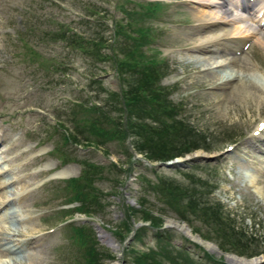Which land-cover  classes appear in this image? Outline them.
<instances>
[{
    "label": "rangeland",
    "instance_id": "obj_1",
    "mask_svg": "<svg viewBox=\"0 0 264 264\" xmlns=\"http://www.w3.org/2000/svg\"><path fill=\"white\" fill-rule=\"evenodd\" d=\"M149 1L157 0H0V264H84L85 250L73 239V229L66 226L69 222L91 230L98 246L112 253L114 257L105 258L104 264H126L130 255L124 257L123 245L129 237L122 243L113 231L125 220L128 205L149 208L166 221L185 222L173 204L169 206L150 193L149 181L155 183L158 176L191 186L197 177L210 180V187L203 188L206 198L210 203L220 201L247 236L258 234L261 246L256 250L262 253L248 258L224 252L214 239L206 237L209 233L215 236L206 223L188 211L191 226L202 229L196 234L208 242L202 246L227 264H243L232 262L242 261L229 257L233 254L264 262V132L254 134L264 121L262 33L236 53L211 46L202 52L191 43L198 30L196 15L202 12L207 16L217 11L216 7H202L189 0H158L164 10L152 19L159 35L151 47L160 52L158 58L167 68L160 85L181 105L183 122L206 138L205 148L178 156L184 160L182 165L153 168L142 162L144 156L135 154L130 138L124 144L132 158L117 139L107 140L100 149L63 141L65 128L71 130L75 118L96 117L98 112L86 111L85 106L107 101L100 85L119 92L121 83L115 58L95 60L58 36L63 30L73 34L83 29L103 37L107 46L114 38V22L124 16L122 7L139 9ZM228 7L231 14L248 17L247 12L232 8L230 0ZM103 51L113 52L109 47ZM234 56L233 62L230 58ZM99 77L102 82H94ZM132 159L137 163L126 171ZM83 162L101 168L92 176L95 197L94 202L89 200L97 212L65 217L62 210L79 203H68L71 192L63 180L78 175ZM69 165L74 167L73 175H56ZM140 214L132 215L134 223L144 222ZM186 226L195 234L189 224ZM169 229L173 232L171 244L182 242L180 234L188 236ZM142 236L136 241L131 238L126 245L144 250L157 246L150 231Z\"/></svg>",
    "mask_w": 264,
    "mask_h": 264
},
{
    "label": "trees",
    "instance_id": "obj_2",
    "mask_svg": "<svg viewBox=\"0 0 264 264\" xmlns=\"http://www.w3.org/2000/svg\"><path fill=\"white\" fill-rule=\"evenodd\" d=\"M163 10V2L159 1H149L140 5L139 9L122 7L124 16L114 22V38L107 46L103 37L88 34L87 30L82 29L78 33L74 31L73 34H68L64 30L61 32L59 39L66 41L68 45L90 58L98 61L115 58L114 63L118 68L117 75L121 83H119V92L107 90L100 85L101 90L107 94L105 97L107 101L98 106L96 104L85 106L86 111H97L96 117L75 118L72 129L65 128L63 141L100 149L107 140L117 139L124 144L126 139L130 138L134 150L153 163L175 159L198 148H205L206 138L186 121L183 122V118L179 116L181 105L171 100L169 97L171 92L167 87L160 85L167 68L163 59L158 58L157 54L160 52H154L155 47H151L159 35L152 26V19L162 14ZM89 11V8H86V13ZM84 20L86 19L81 18L82 22ZM107 47L115 52L105 53L103 50ZM100 78L93 80L96 83L102 82ZM107 106H110L109 110ZM111 113L117 115L113 116ZM124 146L126 152L130 153L128 156L132 158V152L128 151L126 144ZM53 151L54 149L51 153ZM129 163L126 171L137 162L132 159ZM82 165L78 177L63 180L71 192L67 199L68 203H79L71 209L62 210L65 211L63 213L65 217L68 214L73 215L74 212L91 216L97 212L89 205L94 202L92 198L95 197L91 192L94 188L92 176L99 169L101 171V168L89 162H83ZM141 178L144 179L143 176ZM149 182L152 183L148 185L150 193L160 198L159 201L169 203V206L173 204L174 211L179 213L178 216L187 224L193 225L192 219L187 217L188 213L201 218L209 231L215 235L209 233L206 237H209L210 241L214 239L224 252L237 253L248 258L262 253L256 250L261 246V238L259 239L258 234L250 233V236H247L244 228L235 225L236 221L223 209L220 201L210 203L211 201L206 198L203 188L210 187L212 184L210 180L197 177V181L193 182L194 186H191L190 183L185 185L174 178L158 176L155 183ZM185 199L186 202L182 203ZM138 211L141 212L140 218L146 224L136 227L132 239L136 241L143 238V232L148 230L152 236H155L157 246L145 250L138 247L136 249L132 244L124 246V257L130 255L126 264H204L202 259L208 260L211 264H227L223 258H216L201 244L188 240L183 234H180L182 242L179 245L171 244L169 238L173 232L169 228L162 227L164 218L153 213L149 208H134L129 205L126 207L125 220L122 219V224L113 231L120 242L123 243L130 235L134 228L131 217L132 215L136 217ZM66 226L73 229V239L75 238L85 250L84 264H104L105 258L114 257L107 249L98 246V239L93 236L91 230L88 231L84 226L74 227V222H69ZM191 227L193 232L200 234L201 228ZM201 236L203 237L204 234ZM185 242L188 244L186 245ZM198 250L203 254L199 255Z\"/></svg>",
    "mask_w": 264,
    "mask_h": 264
},
{
    "label": "bare ground",
    "instance_id": "obj_3",
    "mask_svg": "<svg viewBox=\"0 0 264 264\" xmlns=\"http://www.w3.org/2000/svg\"><path fill=\"white\" fill-rule=\"evenodd\" d=\"M189 2L193 4H197L202 7L214 6L216 7V10H217L215 12L209 13L207 16H204L202 12H198V14L196 15V21H197L196 26L198 30H196V32L192 34V38H191V41H192L191 43H193L192 47L196 48V50L202 51V50H205V48L207 49L208 46H211V47H214L216 50H219V49L223 50L224 48L232 49V51L236 53L238 52V50H240V46L242 45L244 46V44L249 42V40L252 39V37L255 38V35L262 33L260 32L261 28L258 27V25L256 26L254 22L260 23L261 20H264L263 19L264 18V0H252V1L251 0H231V2L235 5L236 8H239L241 10L242 8L243 9L249 8L250 10L248 11L250 12L251 11L253 12L254 10L256 14L253 15V17L252 15H250V17H244L243 15L241 16L239 14L231 15V9L228 7V4H229L228 0H217V1L216 0H189ZM250 5H253V6L251 7ZM257 17H262V19L258 20ZM236 22H239L240 25H237ZM229 23H231L232 29L231 28L229 29L227 27ZM263 45H264V42H263ZM230 59H232L233 62L236 61L235 56L231 57ZM246 83H251V82H246ZM255 88L260 90L258 86H255ZM238 93L240 92L237 91V94ZM259 99H260V96H259ZM263 132H264V129L259 134L261 135ZM72 167L73 165H69V167L68 166L63 167L59 170V173H56V175L70 177L71 175H73V172H74L72 170ZM75 167L77 166L75 165ZM3 203H5V201H3ZM184 230L188 234L190 233V230L188 231V229L186 228ZM207 246L210 248V244H207ZM232 262L241 263L242 261L235 262L234 260Z\"/></svg>",
    "mask_w": 264,
    "mask_h": 264
},
{
    "label": "water",
    "instance_id": "obj_4",
    "mask_svg": "<svg viewBox=\"0 0 264 264\" xmlns=\"http://www.w3.org/2000/svg\"><path fill=\"white\" fill-rule=\"evenodd\" d=\"M184 160H181V159H179V158H176L175 159V161L174 160H170V161H162V162H159V163H156V167L157 168H160V167H171V166H173V165H182ZM147 162V161H146ZM142 224V222H135V224H133V226H135V228L136 227H138L139 225H141ZM163 227H165V228H170V227H172V228H175L177 231H180V232H183V233H185V234H187L188 235V238H190L191 240H193V241H195V242H197V243H199V244H203V243H208V242H206V241H204V240H202L201 238H199V236H198V234H191V233H187L184 229L186 228V229H188V227H186V223H184V222H182L181 224H177V222H174L173 220H171V219H167V221L165 220L164 221V223H163ZM188 231H189V229H188ZM133 232H134V230H133ZM132 237L130 236L128 239H127V241L125 242V244L127 243V242H130V239H131ZM203 242V243H202ZM203 245H205L206 246V244H203ZM235 256V257H234ZM229 257L230 258H232L233 259V257L234 258H239V259H241L242 260V263L243 264H264V262H263V260H261V261H258L259 259H244V258H242V257H239V256H236V255H229Z\"/></svg>",
    "mask_w": 264,
    "mask_h": 264
}]
</instances>
